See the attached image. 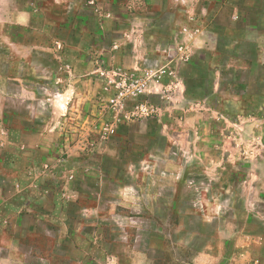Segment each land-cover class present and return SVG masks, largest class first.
Listing matches in <instances>:
<instances>
[{"label":"rangeland","instance_id":"1","mask_svg":"<svg viewBox=\"0 0 264 264\" xmlns=\"http://www.w3.org/2000/svg\"><path fill=\"white\" fill-rule=\"evenodd\" d=\"M187 1L205 46L170 68L147 65L167 72L160 84L180 83L165 101L172 118L163 136L159 111L115 121L103 87L89 99L83 85L87 98L78 107L44 101L49 79L22 67L14 50L29 40L15 43L19 31L8 18L34 10L32 0H0V264H193L198 252L219 258L214 264H237L235 236L223 245L242 225L231 217L229 174L252 168L264 184V0ZM46 14L55 39L73 43L75 17L65 8ZM34 22L35 33L43 32L41 19ZM60 22L68 28L59 30ZM56 62L32 59L50 68ZM20 74L33 83L18 86ZM146 101L161 104L156 95ZM109 125L114 132L104 136ZM55 128L61 135H51ZM192 139L196 149H186ZM162 171L168 178L161 181ZM175 172L180 181L170 177ZM246 188L237 191L242 200ZM254 213L249 229L260 233L264 209ZM262 249L251 243L248 254Z\"/></svg>","mask_w":264,"mask_h":264},{"label":"crops","instance_id":"2","mask_svg":"<svg viewBox=\"0 0 264 264\" xmlns=\"http://www.w3.org/2000/svg\"><path fill=\"white\" fill-rule=\"evenodd\" d=\"M14 1L12 0V3L18 5L17 0ZM126 3V7H121L120 0H32L31 6L35 7L34 10L21 9L8 16L19 31L15 35V43L23 39L26 40V38L29 40L26 47H20L21 43H18L19 47L14 50L20 56L22 67L26 64L29 74L30 72L38 73V75L40 73L49 79L48 82H46L47 80L43 82L46 84L42 95L44 101L52 102L53 106H58L60 109H65L68 102L78 107L84 99L96 96L98 91H101V87H104L98 78L100 72L118 68L143 69L148 67V63H153L156 66L165 64L164 66L170 68L174 66V61L177 65L181 57L193 55L205 46V33L197 26L194 6L192 7L187 0H127ZM49 7L58 10L65 8L64 15L72 14L75 17L73 29L77 31V35L74 37L73 43H69L65 39L57 41L53 33L50 32L53 22L49 23L47 19L49 17L52 19V14L49 12V17L47 14L45 15V11H48ZM107 7L108 9H103ZM49 11L51 10L49 9ZM178 14L182 19H179ZM166 17L167 22L164 23L163 18ZM36 18L41 19L39 30L43 32L35 33L34 19ZM162 25L165 27L163 31L160 30ZM58 26L59 30L68 28L67 25L65 28L61 22ZM22 55H28V63L21 57ZM38 55L44 56L49 61L57 59L58 62L53 64L54 68H50L51 65L47 64L32 63V59L35 60ZM167 58L170 61H166ZM52 71L55 73L51 74ZM21 74L17 85L23 87V81L28 83L32 80H29L31 78L23 79ZM34 74L33 76H35ZM169 75L170 78H174L172 72ZM29 83H33V81ZM179 84L178 80H167L164 84L158 85L159 92H152V96L156 95L161 100L160 107L154 109L159 111L158 122L161 124L160 133L163 136H165L164 129L169 126V119L172 118L171 107L166 105L165 101L171 96V90H173V94L177 92ZM83 85L87 86L89 90L87 97L82 91ZM180 94L183 95L182 92ZM28 96L34 98L35 94L29 92ZM181 98L183 97L181 96ZM187 129L188 135H193L194 130ZM27 132V136L34 134L33 130ZM62 132L63 130L55 128L51 135L58 136ZM48 138V136L44 137V139ZM61 144L56 142L52 146L59 148ZM190 148L196 149L193 139L191 146L186 147V149ZM227 162H229V158L226 159ZM175 165L171 163L170 167H175ZM241 173L243 174V172ZM169 175L173 180L180 181L176 172L169 173ZM159 176L161 181L168 178L164 171L160 172ZM229 177L231 178V187H233L232 192H234V196L230 198L233 210L231 217L242 225L237 226L239 228L235 229L236 233L226 235L227 238L223 245L226 247L230 245L229 240L234 239L230 237L235 236L237 246L234 247H236L237 264H264V228L260 233L249 229L255 215L254 208L264 209L263 180L256 176L252 168L246 175L233 171L230 172ZM243 185H247L244 190L247 191L245 192L246 198L243 197L244 200L237 192ZM236 200H238L237 204ZM204 213L207 212L204 210ZM206 222H208L207 219ZM251 243L263 246V249L259 250L263 253L256 257L249 255ZM201 257L208 259L206 262L209 264L218 263L219 259L208 252H198L194 256L193 264H198L197 261Z\"/></svg>","mask_w":264,"mask_h":264},{"label":"built area","instance_id":"3","mask_svg":"<svg viewBox=\"0 0 264 264\" xmlns=\"http://www.w3.org/2000/svg\"><path fill=\"white\" fill-rule=\"evenodd\" d=\"M167 72L163 69H112L100 72L105 80L103 91L108 94L107 106L114 114L115 121L119 122L121 116L130 118L147 119L155 114V109L146 97L152 95L155 87L160 84V79ZM114 132V126L109 125L103 129V135Z\"/></svg>","mask_w":264,"mask_h":264}]
</instances>
